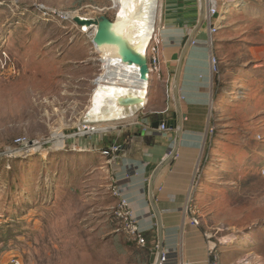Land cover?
Segmentation results:
<instances>
[{"label":"rangeland","instance_id":"374dc122","mask_svg":"<svg viewBox=\"0 0 264 264\" xmlns=\"http://www.w3.org/2000/svg\"><path fill=\"white\" fill-rule=\"evenodd\" d=\"M118 9L114 0H0V264H131L104 243L111 193L94 168L99 150L74 136L79 124L92 136L125 121H87L105 67L93 29L72 19L114 20ZM222 19L196 195L202 226L226 241L221 264H264V0L234 4ZM159 21L158 11L155 36Z\"/></svg>","mask_w":264,"mask_h":264},{"label":"crops","instance_id":"0c3cea01","mask_svg":"<svg viewBox=\"0 0 264 264\" xmlns=\"http://www.w3.org/2000/svg\"><path fill=\"white\" fill-rule=\"evenodd\" d=\"M123 13L138 46H158L161 71L151 76L143 107L92 136L79 134L78 144L87 151L121 145L111 161L95 151L102 166L94 168L103 170L110 185L116 184L128 198L147 245L128 243L122 234L111 232L109 223L104 243L131 264H149L163 252L168 253L167 264H206L209 246L219 239L209 240L203 226L190 224L185 206L210 140L214 86L207 0H135ZM142 28L149 31L141 37ZM189 34L192 45L179 73L182 42ZM176 113L179 126L155 127Z\"/></svg>","mask_w":264,"mask_h":264},{"label":"built area","instance_id":"2783aa9c","mask_svg":"<svg viewBox=\"0 0 264 264\" xmlns=\"http://www.w3.org/2000/svg\"><path fill=\"white\" fill-rule=\"evenodd\" d=\"M247 0H207V24L210 32V46L213 45L212 36L216 34L221 26L223 25L222 14L227 12L230 7L234 4H243ZM147 54L149 60L150 77L154 74H159L161 71V60L159 56L158 46L153 42L150 45ZM220 63L221 59L213 54H210V64L211 73L213 75H218L220 73ZM145 104L142 103V107ZM162 130H166L167 126L165 124L161 125ZM25 138L17 139V143L25 142ZM121 150L120 144H113L108 148L100 149L99 152L102 156L113 160L117 153ZM198 181L194 183V187L189 194L187 204L185 206V211L188 215L189 223L193 226H202L201 210L197 202V185ZM110 193L112 198H114L113 203L108 208L107 216L108 223L110 225V230L112 233L122 234L124 239L128 243L136 244L139 248H144L147 245V239L144 236L142 227L130 205V202L123 191L114 183L110 185ZM1 234V233H0ZM206 237L211 240L212 235L209 232L205 233ZM226 244V241L219 239L217 242L212 243L208 249V259L206 264H221V251L222 247ZM158 249L159 246L156 245ZM155 248V249H156ZM168 263V253L163 252L159 258L154 262L149 264H167ZM4 264H22V261L17 257H12L8 262Z\"/></svg>","mask_w":264,"mask_h":264},{"label":"bare ground","instance_id":"6f19581e","mask_svg":"<svg viewBox=\"0 0 264 264\" xmlns=\"http://www.w3.org/2000/svg\"><path fill=\"white\" fill-rule=\"evenodd\" d=\"M114 1L119 4L116 24L113 27L114 32L125 39L132 49L147 55L152 43L149 44L147 49H142L134 42L131 37L129 22L123 13L126 6L134 3L135 0ZM98 51L102 54L101 60L104 62L105 71L95 81L98 87L93 98V105L86 114L87 121L116 120L133 115L142 104L126 108L120 105V100L128 96H138L145 104L149 82L141 81L138 72L132 68L118 64L117 48L115 46H103ZM81 127V124H79L80 131H82ZM86 128L95 130L94 127H89V125Z\"/></svg>","mask_w":264,"mask_h":264},{"label":"water","instance_id":"95a60500","mask_svg":"<svg viewBox=\"0 0 264 264\" xmlns=\"http://www.w3.org/2000/svg\"><path fill=\"white\" fill-rule=\"evenodd\" d=\"M72 19L81 27L93 29L92 41L95 44L97 50L103 46H115L117 48L118 64L137 71L141 81L150 82L151 77L147 55L145 53L139 52L138 50L132 49L125 39L114 32L113 27L116 24V19L113 20L106 15L95 18L75 15L72 17ZM192 39L193 34H189L183 39L179 62V73L181 72L183 60L192 45ZM138 104H142L141 98H139L138 96H128L120 100V105L126 108H130L133 106L135 107ZM179 119L180 117H178V114L176 113L173 119L166 120L165 122H156L155 127H159L160 125L165 124L167 127L175 128L180 124ZM82 128L85 130L88 129L85 125H83ZM181 131L182 130L180 128V134ZM84 132L85 134H87L90 131L87 130ZM77 135H79L78 132L74 134V136Z\"/></svg>","mask_w":264,"mask_h":264},{"label":"trees","instance_id":"16d2710c","mask_svg":"<svg viewBox=\"0 0 264 264\" xmlns=\"http://www.w3.org/2000/svg\"><path fill=\"white\" fill-rule=\"evenodd\" d=\"M215 79V78H214Z\"/></svg>","mask_w":264,"mask_h":264}]
</instances>
